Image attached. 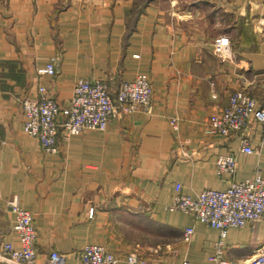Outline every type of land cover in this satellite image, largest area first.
<instances>
[{"label": "crops", "instance_id": "obj_1", "mask_svg": "<svg viewBox=\"0 0 264 264\" xmlns=\"http://www.w3.org/2000/svg\"><path fill=\"white\" fill-rule=\"evenodd\" d=\"M135 2L0 0L1 256L6 241L18 245L15 201L32 215L38 264L51 250L66 255L64 264H83L77 251L85 244L104 246L118 264H128L131 250L148 264H213L218 229L167 205L178 192L195 196L264 176L260 123L245 131L252 153L239 151L238 135L208 131L229 94L264 74V0H151L134 16ZM222 36L228 41L217 45ZM50 60L53 74L43 70ZM140 73L152 88L146 110L118 108L106 129L66 138L60 128L55 152L23 131L22 101L40 97V86L64 107L79 78L104 81L114 97L122 80ZM230 152L235 171L219 175L217 157ZM263 243L264 215L230 227L221 264Z\"/></svg>", "mask_w": 264, "mask_h": 264}, {"label": "built area", "instance_id": "obj_2", "mask_svg": "<svg viewBox=\"0 0 264 264\" xmlns=\"http://www.w3.org/2000/svg\"><path fill=\"white\" fill-rule=\"evenodd\" d=\"M227 41L228 38L224 36L215 39L217 45ZM43 70L48 74L55 73L54 61H48ZM44 89V86L39 87L41 96L38 98H24L22 107L26 117L23 131L37 137L46 152L57 150L60 128L63 129L62 135L65 138L86 129H106L118 108L125 111L146 110L152 96L150 78L145 73L122 80L115 90L114 97L104 81L88 77L79 78L73 86L69 102L64 107L46 96ZM59 115L63 116L60 120ZM254 122L264 127V106L259 105L245 90L236 89L229 94L227 103L209 116L208 131L224 137L236 134L240 137L239 151L252 153L256 151V147L252 145L251 138L245 131ZM236 164L233 152L220 154L216 160L217 173H233ZM176 187L179 188V185ZM10 208L15 215L13 229L18 245L12 241L3 243L4 256L0 255V264H38L32 215L15 201L11 203ZM166 208L187 212L194 219L218 229L217 247L209 259L213 264H221L222 245L228 229L242 227L264 215V176L257 173L251 179L232 181L225 189H203L195 196L178 192ZM193 232V226L184 228L183 240L186 243L190 242ZM77 257L83 264L119 263L117 255L107 251L100 244H85L77 251ZM65 258L64 253L51 250L44 264H64ZM125 261L128 264H148L135 250L126 254ZM234 264H264V243L254 255Z\"/></svg>", "mask_w": 264, "mask_h": 264}, {"label": "rangeland", "instance_id": "obj_3", "mask_svg": "<svg viewBox=\"0 0 264 264\" xmlns=\"http://www.w3.org/2000/svg\"><path fill=\"white\" fill-rule=\"evenodd\" d=\"M164 3V0H158ZM216 43V42H215ZM245 91L252 94L259 105L264 106V74L256 78V81L245 88Z\"/></svg>", "mask_w": 264, "mask_h": 264}, {"label": "trees", "instance_id": "obj_4", "mask_svg": "<svg viewBox=\"0 0 264 264\" xmlns=\"http://www.w3.org/2000/svg\"><path fill=\"white\" fill-rule=\"evenodd\" d=\"M151 0H136L134 9L132 10L133 15L136 16L140 14L143 8L148 4Z\"/></svg>", "mask_w": 264, "mask_h": 264}]
</instances>
